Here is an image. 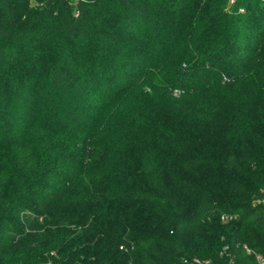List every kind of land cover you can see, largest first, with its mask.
<instances>
[{"label": "trees", "instance_id": "16d2710c", "mask_svg": "<svg viewBox=\"0 0 264 264\" xmlns=\"http://www.w3.org/2000/svg\"><path fill=\"white\" fill-rule=\"evenodd\" d=\"M244 245L264 253V0H0V264Z\"/></svg>", "mask_w": 264, "mask_h": 264}, {"label": "built area", "instance_id": "2783aa9c", "mask_svg": "<svg viewBox=\"0 0 264 264\" xmlns=\"http://www.w3.org/2000/svg\"><path fill=\"white\" fill-rule=\"evenodd\" d=\"M241 253L240 257L238 254H228L227 248H224L217 262L212 259L192 258L184 260V264H264V253L256 252L246 245L241 247ZM246 258L250 260L246 261Z\"/></svg>", "mask_w": 264, "mask_h": 264}]
</instances>
